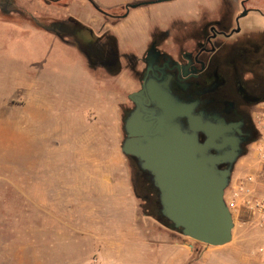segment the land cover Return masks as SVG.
I'll use <instances>...</instances> for the list:
<instances>
[{
    "label": "rangeland",
    "instance_id": "1",
    "mask_svg": "<svg viewBox=\"0 0 264 264\" xmlns=\"http://www.w3.org/2000/svg\"><path fill=\"white\" fill-rule=\"evenodd\" d=\"M98 1L109 7L125 0ZM28 2L35 16H99L88 0ZM197 2L132 8L122 31L133 28L138 38L153 17L167 21L173 14L163 4L195 16ZM257 16L244 15L241 23ZM133 37L123 38L120 49ZM134 88L125 70L94 69L71 41L0 14V264H167L170 234L190 243L186 264H264V223L247 208L230 209L229 243L207 246L172 229L133 192L121 143L122 108ZM252 167L250 148L232 177Z\"/></svg>",
    "mask_w": 264,
    "mask_h": 264
},
{
    "label": "flooded vegetation",
    "instance_id": "2",
    "mask_svg": "<svg viewBox=\"0 0 264 264\" xmlns=\"http://www.w3.org/2000/svg\"><path fill=\"white\" fill-rule=\"evenodd\" d=\"M45 1L59 3V0ZM215 1V6L204 7L186 20L171 17L165 22H155L143 47L131 42L125 51L108 28L95 31L70 15L64 19L35 16L23 5L27 0L19 4L16 0H0V14L14 15L53 33L61 41H71L94 69L110 73L125 70L135 88L127 94V103L122 108L124 137V122L136 106L128 95L139 92V98L149 108H156L157 100L152 95L161 93L178 102L193 104L194 111L202 113L207 122L222 128L231 148L238 146L245 155L259 134L254 113L264 106V3ZM130 10L125 6L120 12L98 11L115 23L127 17ZM249 13L258 16L242 24L243 16ZM181 121L186 125L184 118ZM199 137L206 140L203 134ZM211 152L219 153L214 148ZM125 157L132 169L133 192L144 199L145 207L161 214L159 193L151 175L140 167L137 158ZM229 164L225 161L219 166L227 168Z\"/></svg>",
    "mask_w": 264,
    "mask_h": 264
},
{
    "label": "water",
    "instance_id": "3",
    "mask_svg": "<svg viewBox=\"0 0 264 264\" xmlns=\"http://www.w3.org/2000/svg\"><path fill=\"white\" fill-rule=\"evenodd\" d=\"M128 97L136 106L124 122L121 151L137 158L151 175L162 216L172 229L207 246L229 243L234 220L224 195L234 165L242 156L238 146L231 148L222 128L207 122L202 113L194 111L193 104L158 93L152 95L156 108H149L139 92ZM200 134L206 136L205 141L200 140ZM212 148L219 153H212ZM225 161L229 166L221 168Z\"/></svg>",
    "mask_w": 264,
    "mask_h": 264
},
{
    "label": "crops",
    "instance_id": "4",
    "mask_svg": "<svg viewBox=\"0 0 264 264\" xmlns=\"http://www.w3.org/2000/svg\"><path fill=\"white\" fill-rule=\"evenodd\" d=\"M88 1H89V3L92 6H93L92 3H94L96 6L100 5V7H104L106 9H104V8L102 9V8H99L97 6L99 9L107 10V11H115L116 8H119V7L122 10V8L125 7L126 5H130V4H128L129 2L126 1V0L125 1H121L119 3H114L113 5H111L109 7L108 6H104L103 4H100L98 0H88ZM141 1L142 2H139V3H144L142 5H145V4H148V3H155V2L164 1V0H153V1L141 0ZM135 4H137V3H135ZM196 4H197V6L199 8L197 7V9L195 11V16L201 10L202 7L209 6V0H199V2H197ZM174 7L175 6H173L171 3H169V4L161 5L160 9H166V10L170 9V10H172V11L169 10L170 14H173V15H171L172 17H176V18L180 17L181 19H184V20L189 18V16L185 17V14H183L181 10L173 11ZM175 8H178V7H175ZM93 9H94V11L96 13L99 14V16H97L95 13L87 12L86 15H84L85 19L82 18L81 20H79V19L78 20L80 22L84 23V24H87L88 26H90L93 29H97L98 32L103 30V29H107L108 28L110 30V32L113 34V36L117 39V41L119 43V47L121 46L120 41L123 40V38H126V37L127 38L128 37L132 38L133 36L137 35V34L134 33V31H136V30L133 29V28H129L128 29V33H123V31H122L123 23H121V21L125 17L120 19V20H118L115 23H111L110 20L108 21L102 16V14L98 11L99 9L97 10V8H95L94 6H93ZM131 10H132V8H131ZM159 11H161V10H159ZM174 13H177V14H174ZM190 17H194V15H191ZM74 18L77 19L76 17H74ZM153 18L154 19L151 22V24H149L147 31H145V33H141V34L138 33L140 36L138 38L133 37V40L130 41V44H131V42H134L135 45L139 46L140 48L143 47L144 41H146L147 38H148V31L150 30V27L153 24H155V17H153ZM111 26H113V27L115 26L116 27V31H114L111 28ZM124 44L125 43L123 41V46H125ZM121 50L125 51L126 48H122ZM81 58H82V61H83L84 57L82 55H81ZM85 70L87 72H89L86 69V67H85ZM250 148H251V154H252L253 167L246 174H252L255 177V179H256V185H255L256 186V190H257V192H259V190H263L264 189V174H263L262 168L259 166V164L256 162V160L254 158L253 142L250 145ZM250 148H249L248 152H250ZM236 163H235V165H236ZM235 165H234V167H235ZM241 175H245V174L238 173L235 176L231 177V181H233L235 178H237L238 176H241ZM260 193L261 192H259V194ZM242 209H245V207L242 206V205L237 206V211H241ZM169 237L171 239L167 241L166 244L168 246L165 249V251L167 252V254H166L167 264H186L188 258L192 254V249H191L190 243L187 241V239L180 238V237H178L176 235H171L170 234Z\"/></svg>",
    "mask_w": 264,
    "mask_h": 264
},
{
    "label": "built area",
    "instance_id": "5",
    "mask_svg": "<svg viewBox=\"0 0 264 264\" xmlns=\"http://www.w3.org/2000/svg\"><path fill=\"white\" fill-rule=\"evenodd\" d=\"M260 135L253 141L254 158L264 174V106L254 113ZM252 174L238 176L225 190V201L230 209L242 205L264 223V193L257 192ZM232 212V211H231Z\"/></svg>",
    "mask_w": 264,
    "mask_h": 264
},
{
    "label": "trees",
    "instance_id": "6",
    "mask_svg": "<svg viewBox=\"0 0 264 264\" xmlns=\"http://www.w3.org/2000/svg\"><path fill=\"white\" fill-rule=\"evenodd\" d=\"M92 4H93V6H94L95 8L99 9L94 3H92ZM99 10H101V9H99ZM159 217H160V219H163L166 223L169 224V221H168L164 216H162L161 214H159Z\"/></svg>",
    "mask_w": 264,
    "mask_h": 264
}]
</instances>
